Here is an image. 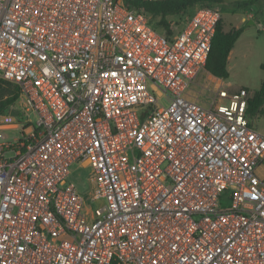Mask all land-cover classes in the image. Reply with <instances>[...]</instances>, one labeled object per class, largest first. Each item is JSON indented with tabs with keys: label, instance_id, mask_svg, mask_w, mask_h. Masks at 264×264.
<instances>
[{
	"label": "built area",
	"instance_id": "2783aa9c",
	"mask_svg": "<svg viewBox=\"0 0 264 264\" xmlns=\"http://www.w3.org/2000/svg\"><path fill=\"white\" fill-rule=\"evenodd\" d=\"M153 1L0 0V79L19 88L0 114V264H264V134L246 88L205 68L221 12L166 26Z\"/></svg>",
	"mask_w": 264,
	"mask_h": 264
},
{
	"label": "trees",
	"instance_id": "16d2710c",
	"mask_svg": "<svg viewBox=\"0 0 264 264\" xmlns=\"http://www.w3.org/2000/svg\"><path fill=\"white\" fill-rule=\"evenodd\" d=\"M223 1L224 0H162L143 3L138 2V4L139 8L146 14L150 12L159 14L161 16L160 23L167 26L169 25L167 18L170 15L185 14L188 8L192 7L195 3L205 2L214 5L222 3ZM257 4H259L264 11V0H242L234 2L235 7L243 10L250 9L253 5ZM241 31V27H231L228 30H224L222 18L220 19L212 38L211 48L205 64V68L209 73L224 80L228 78L227 57ZM169 32H171V30H169ZM260 68L264 71V64H261ZM18 94L19 88L17 85L0 79V114H3L7 108L17 100ZM263 104L264 78L258 89L252 94L248 92L246 114L249 120L260 112V108Z\"/></svg>",
	"mask_w": 264,
	"mask_h": 264
},
{
	"label": "crops",
	"instance_id": "0c3cea01",
	"mask_svg": "<svg viewBox=\"0 0 264 264\" xmlns=\"http://www.w3.org/2000/svg\"><path fill=\"white\" fill-rule=\"evenodd\" d=\"M237 12L241 15L240 21L233 27H241L242 31L234 42V45L227 57L226 63L229 76L227 79L222 80L231 90L244 87L248 90L249 94H252L260 87L264 78V71L260 68V65L264 64V11L262 7L257 4L246 10L237 8ZM232 62H235L234 65H238L241 68V71H239V81L241 83H236V81L233 80L230 70L233 65ZM252 66H257L263 71V78H260L259 86H252L251 89V86L249 87V83L252 82L253 78L249 73V68ZM263 115L264 104L261 106L260 112L254 117ZM250 121L254 127L252 119ZM262 133L264 134V132ZM257 173L260 177L264 176V163L257 168Z\"/></svg>",
	"mask_w": 264,
	"mask_h": 264
},
{
	"label": "rangeland",
	"instance_id": "374dc122",
	"mask_svg": "<svg viewBox=\"0 0 264 264\" xmlns=\"http://www.w3.org/2000/svg\"><path fill=\"white\" fill-rule=\"evenodd\" d=\"M236 1H242V0H224L222 3L214 4L217 8H219L221 12V17H222V24H223V29L228 30L233 26H236V24L239 23L240 21V14L237 12V8L234 5V2ZM188 13L193 12V7L188 8L187 10ZM235 62H232V68L231 74L233 77V80L236 81V83H241L239 80V75L241 71V68L237 65H234ZM249 73L251 77L253 78L252 82L249 83V87L252 89V86H259L260 84V78H263V71L258 68L257 66H252L249 68ZM191 92L194 94L199 93V100L200 103H207L209 100V96L211 95V84L209 82V79L206 77V74L200 73L198 76L197 80L195 83L191 85ZM15 104V102L13 103ZM252 122L254 125V128L258 132H264V115L263 116H258L252 118ZM7 133L10 137L17 134L18 130H6L4 131ZM78 173H80V176H78ZM88 176V169H78V171H74L71 175V179L75 182H80V179L84 182L86 177ZM81 183V182H80ZM82 190H83V195L85 196V204L94 209L95 208V203L91 201L87 196V190L88 186L84 183L81 184Z\"/></svg>",
	"mask_w": 264,
	"mask_h": 264
},
{
	"label": "water",
	"instance_id": "95a60500",
	"mask_svg": "<svg viewBox=\"0 0 264 264\" xmlns=\"http://www.w3.org/2000/svg\"><path fill=\"white\" fill-rule=\"evenodd\" d=\"M10 112H11V114L16 115V111L15 110H11Z\"/></svg>",
	"mask_w": 264,
	"mask_h": 264
}]
</instances>
